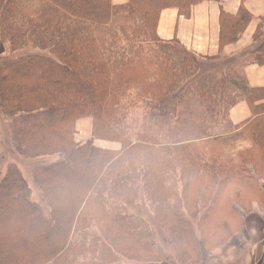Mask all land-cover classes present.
Segmentation results:
<instances>
[{
    "label": "trees",
    "instance_id": "obj_1",
    "mask_svg": "<svg viewBox=\"0 0 264 264\" xmlns=\"http://www.w3.org/2000/svg\"><path fill=\"white\" fill-rule=\"evenodd\" d=\"M31 1L0 0V45L7 47L0 55V113L15 154L55 159L35 164L30 181L17 162L0 167V264H78L83 252L89 253L84 264H128L125 257L140 258L142 264H202L244 229H238L242 220L213 223L212 233L202 229L196 235L183 205L201 209L197 225L202 228L221 205L219 195L226 185L235 183L264 199V185H259L264 184V89L249 88L243 76L247 65L264 66V41L254 52H243L242 63L233 62L216 79L213 73H200L198 57L179 42L160 40L157 26L164 9L174 8L187 18L192 6L219 0H128L121 6L110 0H36L45 4L36 21L21 11L20 4ZM250 20L243 6L234 16L222 12L219 50L236 43ZM261 28L252 34L255 44ZM28 47L33 50L21 54ZM148 65L159 75L143 110L147 121L171 133L174 140L167 146L127 140L132 121L127 109L135 103L127 98L128 86L135 69ZM217 98L224 100L222 106ZM241 101L249 105L252 117L232 125L228 112ZM208 116L214 127L206 125ZM83 117L94 124L90 139L78 144L73 127ZM231 127L235 135L243 132L256 151L259 170L252 172L244 159L238 166L226 164L217 191L206 200L208 186H201L198 201L199 186L189 201L191 175L217 174L213 159L206 157L214 150L202 147L230 139ZM214 128L221 139L201 143L203 132ZM97 142L117 147L107 149ZM155 151L181 152L185 167L179 177ZM140 152L145 158L133 155ZM170 178L182 182L186 202H177L175 188L165 187ZM31 181L41 204L32 199ZM149 190L154 192L151 200L145 195ZM234 198L239 202V196ZM145 201L157 217L160 209L171 215L159 219L167 233L162 245L143 215ZM225 215L232 219L241 214L231 205ZM170 243L175 252L166 253L164 245ZM136 246L142 255L130 253Z\"/></svg>",
    "mask_w": 264,
    "mask_h": 264
},
{
    "label": "rangeland",
    "instance_id": "obj_2",
    "mask_svg": "<svg viewBox=\"0 0 264 264\" xmlns=\"http://www.w3.org/2000/svg\"><path fill=\"white\" fill-rule=\"evenodd\" d=\"M21 6V11L25 15L29 16V18L33 21H36L41 17V10L45 6L43 2L33 0L30 2H24L20 4ZM27 6V7H26ZM264 23V22H263ZM261 31L260 33V38L256 42L255 45L250 48L251 53L257 50L258 46L262 41H264V24L261 25ZM119 36H122L123 34L121 32H118ZM30 50H33V48L28 47L26 50L21 52L23 53H28L31 52ZM7 51V47L5 48L4 46L0 45V55L2 53H5ZM47 53L46 51H44ZM17 54V53H15ZM197 62L200 65L199 72L202 73H213L215 78L220 76V74L227 69L228 66L231 64H234L233 62H240L241 58H228L226 60H211V59H203V58H196ZM245 60L246 61H250ZM242 62H240L241 64ZM245 64V63H244ZM240 65L243 67V65ZM240 67V68H241ZM239 68V69H240ZM158 73L157 70L152 66L148 65L145 69H135L134 71V81H132L129 84V89L127 92V98L131 100L132 102L135 101L134 105L132 107H129L127 110L129 112V117L132 119L130 121V128L128 131V141L129 142H145L149 143L150 145H155L156 147H161V146H167L170 145L173 142V137L169 135L171 134L168 132L166 128L162 124L158 123H150L146 119V114L144 113V106H145V99L150 97L151 92L155 89V84L157 83L158 80ZM184 86V84L180 85ZM166 86H163V89H165ZM231 92V91H230ZM224 100H220L219 98L216 99V103L219 105H223ZM230 101L227 102L229 105ZM227 105V106H228ZM226 106V107H227ZM208 122V124H207ZM93 120L91 117H83L81 119H78L75 122V125L73 127V139L75 143L81 144L87 142L92 134V126H93ZM206 125L208 127H214L215 125L209 121V116L206 121ZM210 125V126H209ZM232 135L230 139H227L223 143H213L209 145H205L202 147V150L206 149H213L214 151L212 153H207V158H211L214 161L215 164V170H216V175L214 177H211L209 175L206 177L204 174H195L191 175V179L189 181L190 187L188 190V195H189V201L193 200L194 193L197 191L198 188V201L202 200L203 197V191L204 188L201 187L203 185L208 186L209 193L207 195L206 200L210 198L211 195L214 194V191L216 192L218 187V181L220 179V174L222 168L226 166V164L230 163V166H238L240 164L239 159H244L245 160V166L249 167L252 172H255L259 170V163H258V157H256V151L252 150L250 147V143L246 141L244 137V133L241 132L238 135L236 134V130L232 128ZM182 128L180 129V131ZM230 130V128H229ZM219 130L217 129H209L203 132V137L202 139H199L201 143L204 142H210L213 141L214 139H221V136H219ZM138 135V136H136ZM173 135V133H172ZM0 140H1V148H0V167L2 170L6 168V166L9 164V162L14 161L19 163V167H21L25 178H27L28 181H30V175H31V170L33 166L37 163H43L45 162H50L51 160H54L55 158H40V159H22L19 155L15 154L14 147L11 142V133L9 130V127L6 123V121L3 119L0 113ZM204 141V142H203ZM102 143V142H101ZM99 142L95 143L94 145L98 146ZM104 144V143H103ZM119 146V144H117ZM142 155V158H145V156L142 154V152L138 154H133L134 156L138 157ZM155 155L159 159L167 158L169 160V164H171L176 171V175L179 177V171L181 172V169L185 167V164L181 160V152H175V151H155ZM54 157V156H53ZM140 158V157H139ZM204 176V177H203ZM241 176L245 179L249 178L248 173H242ZM30 187L32 189V199L37 201L38 203H42L38 196V191L33 184V182H29ZM260 187L261 185H264L262 182L259 184ZM165 187L166 188H175L176 195H177V202H186L184 200V196L182 194L183 190V184L182 182L175 181L173 178H170L165 182ZM259 187V188H260ZM144 192V191H143ZM139 194L142 195V189L140 187L139 189ZM154 192L150 191L147 192L145 191L146 199L153 197ZM235 196H239V202L237 201V198H234ZM169 199L172 201H175L173 196H169ZM219 198L221 199V205L218 206V209L212 213L211 215V221H209L207 224L203 225L202 228L197 225L198 218L201 215V209L197 210L194 209L193 207L189 206H184V211L186 214L188 213L192 226H193V231L195 232L196 235H200L201 230H205L208 234L209 232L212 233L213 231V226L212 224L215 223L217 226H221L222 224L226 223H231V220L237 223V220L241 218V222L239 223V228L242 227H249L254 225V218L260 213H264V199L260 197L259 194H257L254 191L251 190H243L239 187V185L235 183H231L229 185L224 186L221 189V193L219 195ZM188 201V202H189ZM172 203V202H171ZM250 204V205H249ZM233 205L238 208L240 212V216H237L235 218H228L225 213L229 209V207ZM143 209V215L147 218L148 222L151 224L153 227V230L155 231L156 234V242H160L162 245V238L167 235L166 230L161 225V222L159 219L164 218V216H168L170 218L171 215H166V212L160 209V218L157 217L155 208H153V205H150L149 201H145V203L142 205ZM97 211V209H95ZM187 210V211H186ZM257 214V215H254ZM244 219V221H243ZM98 218L95 217V221L97 222ZM99 222V220H98ZM233 225V224H232ZM95 230L98 231V227L95 226ZM99 232V231H98ZM234 236V235H233ZM233 236L231 238H233ZM230 238V239H231ZM174 244H176L174 242ZM164 245V244H163ZM190 247V246H189ZM200 247V250L202 249V246ZM220 247V246H219ZM165 252L166 253H173L175 252V246L170 243L167 245H164ZM134 250L131 251L133 255H142V250L139 248V246H136L133 248ZM202 257H205L203 253H200ZM166 255V254H165ZM81 259L78 260V264H84L85 259L89 257V253L83 252L81 254ZM208 259H211V257H207ZM146 261H151L149 258L145 259ZM207 260V259H206ZM144 260L138 258H130V257H125V262L130 263V264H142ZM256 263V262H255ZM259 264V263H256Z\"/></svg>",
    "mask_w": 264,
    "mask_h": 264
},
{
    "label": "crops",
    "instance_id": "obj_3",
    "mask_svg": "<svg viewBox=\"0 0 264 264\" xmlns=\"http://www.w3.org/2000/svg\"><path fill=\"white\" fill-rule=\"evenodd\" d=\"M110 1L114 6L128 2V0ZM241 6L249 13L251 20L236 43L219 50L221 13L234 16ZM262 18H264V0L203 1L191 7L187 18L180 16L174 8L164 9L158 20L157 35L163 41L176 40L199 58L226 60L240 57L243 52L255 45L251 37L262 25ZM243 76L249 88L264 89V66L247 65L243 69ZM227 117L232 125H241L251 119L252 113L249 105L241 101L229 110ZM99 146L107 149L117 147L101 142ZM210 257L211 259L205 260L202 264H264V213L255 216L252 227H244L233 238L213 250Z\"/></svg>",
    "mask_w": 264,
    "mask_h": 264
}]
</instances>
